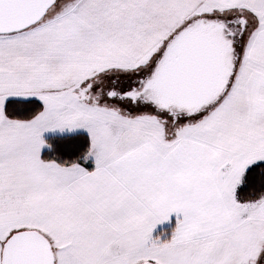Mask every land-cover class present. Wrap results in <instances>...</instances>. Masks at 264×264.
I'll return each mask as SVG.
<instances>
[{"label":"snow or ice","instance_id":"obj_1","mask_svg":"<svg viewBox=\"0 0 264 264\" xmlns=\"http://www.w3.org/2000/svg\"><path fill=\"white\" fill-rule=\"evenodd\" d=\"M0 264H264V0H0Z\"/></svg>","mask_w":264,"mask_h":264},{"label":"crops","instance_id":"obj_2","mask_svg":"<svg viewBox=\"0 0 264 264\" xmlns=\"http://www.w3.org/2000/svg\"><path fill=\"white\" fill-rule=\"evenodd\" d=\"M157 230H159V227L157 228Z\"/></svg>","mask_w":264,"mask_h":264}]
</instances>
